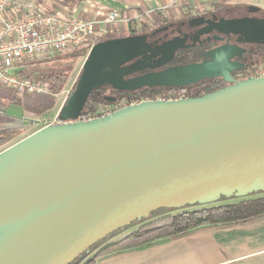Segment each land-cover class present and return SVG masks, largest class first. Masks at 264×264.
<instances>
[{
  "label": "water",
  "instance_id": "obj_1",
  "mask_svg": "<svg viewBox=\"0 0 264 264\" xmlns=\"http://www.w3.org/2000/svg\"><path fill=\"white\" fill-rule=\"evenodd\" d=\"M248 22L227 20L223 32L239 35L237 43H257L241 39L253 36ZM237 26L243 29L236 33ZM146 38L95 44L58 113L60 123L0 152V264H72L152 212L264 193V78L234 81L222 68L245 50L224 45L206 52L209 61L200 65L134 77L168 64L178 49L173 42L152 48ZM162 50L164 62L140 61ZM217 75L230 85L66 123L106 86L179 88Z\"/></svg>",
  "mask_w": 264,
  "mask_h": 264
},
{
  "label": "crops",
  "instance_id": "obj_2",
  "mask_svg": "<svg viewBox=\"0 0 264 264\" xmlns=\"http://www.w3.org/2000/svg\"><path fill=\"white\" fill-rule=\"evenodd\" d=\"M222 0H36L46 9H55L64 17L99 19L115 9L131 23L144 16L159 26L169 18L198 5L221 3ZM187 8V9H186ZM162 11V12H161ZM181 15V16H180ZM162 18V21H161ZM168 18V19H169ZM22 101L0 87V130H22L23 138L37 131L35 121L28 118ZM20 139V140H21ZM18 140V141H20ZM95 264H264V216L247 222L211 226L170 236L141 248L121 250Z\"/></svg>",
  "mask_w": 264,
  "mask_h": 264
},
{
  "label": "built area",
  "instance_id": "obj_3",
  "mask_svg": "<svg viewBox=\"0 0 264 264\" xmlns=\"http://www.w3.org/2000/svg\"><path fill=\"white\" fill-rule=\"evenodd\" d=\"M36 0H0V87L11 91L17 100L26 95L52 94L47 82L39 81L25 72L29 64L40 62L54 55L87 50L95 45L97 38L114 31H127L128 19L120 11L109 10L99 19L64 17L51 8L46 9ZM136 21V20H135ZM247 78H264V65L248 71ZM68 93L54 117L35 120L39 129L60 123L58 113L68 98ZM188 97L185 90L167 96L146 97L140 100H122L93 114L82 113L74 123L104 117L117 110L144 101H175Z\"/></svg>",
  "mask_w": 264,
  "mask_h": 264
},
{
  "label": "trees",
  "instance_id": "obj_4",
  "mask_svg": "<svg viewBox=\"0 0 264 264\" xmlns=\"http://www.w3.org/2000/svg\"><path fill=\"white\" fill-rule=\"evenodd\" d=\"M115 38L120 37L113 35H103L100 38H97L95 44ZM251 54L253 58L252 63L249 64L248 71L254 66L264 63V47L253 49ZM86 55L87 50H77L70 53L57 54L52 58L29 64L28 66L32 68L28 71V73H26L27 75H30L39 81L47 82L50 85L52 94H55L59 91V89H61L64 80L68 72L72 69L76 59L86 57ZM37 63L49 65L43 66L41 68L36 66ZM182 90H186L188 92L187 98H196L205 95L196 94L195 90H193V87L188 86L175 88L169 91L167 95L176 94ZM103 92L104 90L100 88L90 93L86 103V111L83 113L93 114L97 111L99 106L109 105L104 99ZM160 93H162V90L160 89L140 92L137 94L128 92L120 95L117 99V102L121 101L122 99L140 100L146 97H153ZM22 103L24 109L27 112L33 114H43L51 109L54 104V100L52 99V96L49 95H26L22 100ZM15 137H17L16 132L0 130V147L13 141ZM224 200L226 199L221 198L219 201L221 202ZM169 211L175 210H158L152 212L147 218H143L119 230L118 232L110 235L108 238L91 247L72 264H80L91 251L101 247L106 241L113 238L117 234L136 226L140 227L129 232L120 240L105 246L99 252V254L95 255L90 260H87L85 264H95L96 260L101 256L103 257L104 254L107 256L121 250L145 247L149 243H153L170 236L196 231L205 227L243 223L254 218L264 216V196L247 198L239 200L235 203L230 202L219 205H207L192 210H186V208H183L177 212L166 214ZM151 219L152 221H150Z\"/></svg>",
  "mask_w": 264,
  "mask_h": 264
},
{
  "label": "flooded vegetation",
  "instance_id": "obj_5",
  "mask_svg": "<svg viewBox=\"0 0 264 264\" xmlns=\"http://www.w3.org/2000/svg\"><path fill=\"white\" fill-rule=\"evenodd\" d=\"M257 12L258 9L253 12L250 11L248 15L241 16L239 18H224L219 16L217 14L218 12L204 13L185 19H168L169 21L167 20L161 22L159 26L150 32H144L142 34L131 33L126 37L146 35V42L151 45L152 48L162 44H170L169 42H173L172 45L178 48L174 53L173 59L168 64L158 68L144 70L143 72L136 74L134 77L163 73L165 71L184 66L200 65L203 62L209 61L208 58H205L206 52L212 49H217L224 45H237L245 51L240 52V56H235L230 61H228L230 63H227L222 68H225L224 70H227V68L229 69V75L234 81L246 79L248 74V66L250 63H252L253 58L251 51L255 48L264 47L263 39L261 38L264 36V13L257 15ZM240 19H246L247 21L249 20L248 24L245 25H248V27L253 32V36H245L241 37V39L252 42L260 38L257 43H237V39L240 37L239 35H226L223 32L224 28L222 27L225 21ZM242 29V26H237L234 31L237 33ZM163 51L164 50L160 52L157 51L159 54L155 57L140 58V61L144 64H153V66L160 64L166 60L168 55L166 54V50L164 52ZM149 55L150 53L144 57H148ZM228 85H230V83H226L222 77L217 75L211 78L202 79L188 87H193V90H195L196 94H207L217 91ZM101 89L108 91V93L111 95L110 97L103 95L105 101L109 105L116 104L120 95L128 93L127 91L115 90L108 86ZM159 89L165 91L168 94L169 91L175 88L169 86L153 88L144 87L130 93L137 94L140 92L154 91ZM186 93L188 95L187 91ZM85 111L86 104L83 108V112Z\"/></svg>",
  "mask_w": 264,
  "mask_h": 264
},
{
  "label": "rangeland",
  "instance_id": "obj_6",
  "mask_svg": "<svg viewBox=\"0 0 264 264\" xmlns=\"http://www.w3.org/2000/svg\"><path fill=\"white\" fill-rule=\"evenodd\" d=\"M251 8L258 9L257 15L263 14L264 13V0H222L221 3H218V4L216 3L213 6L202 5L201 4V5L192 7L191 10L185 11L184 13H182L183 14L182 15L183 17H178L177 19H180V18H182V19L190 18V17H194V16H196L198 14L211 13V12H218L217 14L219 16L224 17V18H235V17L239 18L241 16L248 15L250 13V9ZM162 13H163V16L165 17V20L167 21L168 18H169L168 16L170 15V12L165 11V12H162ZM169 19H172V18H169ZM177 19H175V20H177ZM151 21H152L151 19H148L147 17H144L142 15L140 17H136L134 19V21H132L133 23H130L129 24V28H128L127 31H125V30L124 31L123 30H120L119 32L114 31L113 33H111L109 35L118 36V37H126V36L130 35L131 33L142 34L144 32H150L151 30H153V29H155L157 27L156 26L157 24L154 25ZM161 21H162V18H161ZM85 58L86 57H82V58L76 59L74 65L72 66V69L68 72V74H67V76H66V78L64 80V83H63L61 89H59V91L57 93H55L58 96L57 97H52V99L54 100V104L51 107V109L48 112L43 113V114H33V113H29V115H28V118L29 119H32L33 121H35L37 119H40L41 117H54L57 114L58 109H59L60 105L62 104L65 96L68 93H71V91L73 90L74 85H75V82H76V80H77V78H78V76L80 74L81 67H82V64H83ZM46 65H49V64H38L37 63L36 66H39V67L42 68L43 66H46ZM263 65H264V63L259 64V65H256L253 68H256V67H259V66H263ZM31 68L32 67L27 66L26 69H25V72L28 73V71ZM253 68H251V69H253ZM248 69H249V66H248ZM103 95H105L106 97H110L111 96L108 93V91H104L103 92ZM158 95L167 96V93L165 91H162V93L157 94L155 96H158ZM119 103H121V102L118 101L117 104H119ZM107 106H109V105H107ZM107 106H99L98 109H97V111H96V113L99 110H101V109L102 110H105L106 108H108ZM30 130L31 129L29 127L27 129V132L26 133L30 132ZM12 132H16L17 137H15L14 140L11 141L10 143H7L4 146L0 147V151H3L4 149H6L9 146L13 145L14 143L18 142V140H20L23 137V135L26 134L23 131V129L22 130L17 129V130H14ZM259 196H264V193L253 194V195H250V196H248L246 198H240V199L239 198L226 199L224 201H221V202L218 201V202L213 203V204H210V205H219V204H222V203H230V202L231 203H235V202H237L239 200H243V199H247V198H254V197H259ZM204 206H207V205H204ZM204 206H191V207H186V210L198 209V208L204 207ZM177 211H179V210L169 211L166 214H171V213H174V212H177ZM150 221H152V219ZM138 227H140V226H136V227L130 228V229H128V230H126V231H124L122 233L117 234L113 238L109 239L101 247H98L97 249L91 251L84 258V260L80 264H85L87 262V260H90L95 255L99 254V252L105 246H107V245H109L111 243H114V242L120 240L122 237H124L125 235H127L129 232L137 229ZM150 244H152V243H149L148 245H150ZM112 254H114V253H112ZM109 255H111V254H109ZM109 255H107V256H109ZM107 256L104 254V256L103 257L101 256L99 259L105 258ZM99 259H97V260H99Z\"/></svg>",
  "mask_w": 264,
  "mask_h": 264
}]
</instances>
